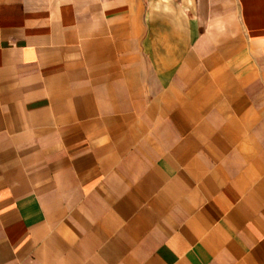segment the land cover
<instances>
[{"label": "crops", "instance_id": "0c3cea01", "mask_svg": "<svg viewBox=\"0 0 264 264\" xmlns=\"http://www.w3.org/2000/svg\"><path fill=\"white\" fill-rule=\"evenodd\" d=\"M0 264H264V0H0Z\"/></svg>", "mask_w": 264, "mask_h": 264}]
</instances>
